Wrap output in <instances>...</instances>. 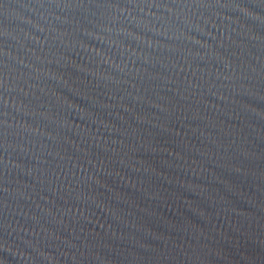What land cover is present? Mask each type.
Wrapping results in <instances>:
<instances>
[{
    "label": "water",
    "instance_id": "95a60500",
    "mask_svg": "<svg viewBox=\"0 0 264 264\" xmlns=\"http://www.w3.org/2000/svg\"><path fill=\"white\" fill-rule=\"evenodd\" d=\"M0 264H264V0H0Z\"/></svg>",
    "mask_w": 264,
    "mask_h": 264
}]
</instances>
